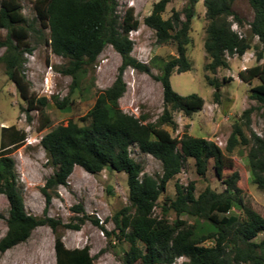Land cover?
Masks as SVG:
<instances>
[{
    "label": "trees",
    "instance_id": "16d2710c",
    "mask_svg": "<svg viewBox=\"0 0 264 264\" xmlns=\"http://www.w3.org/2000/svg\"><path fill=\"white\" fill-rule=\"evenodd\" d=\"M200 2L206 9L208 21L204 49L210 60L206 68L212 75L220 69H228V56L243 57L252 48V41L258 39L255 48L259 64L240 72L238 78L249 86L259 82L251 88L249 98L260 105L264 125V63L260 64L264 59V0H249L254 19L249 24L248 35L243 37L233 30V25L243 27V21L232 9L234 0H187L186 7L181 12L173 10L169 19L163 17L169 0L154 4L144 24L155 32L157 44H174L176 56L169 58L155 78L163 90L164 110L156 123L147 124L144 117L137 120L124 114L119 105L127 89L125 71L131 68L150 74V68L132 56L134 42L130 33L141 25L133 9L122 18L117 0H35L37 18L42 28L49 30L45 44L55 56L66 60L59 72L72 78L69 96L59 101L56 96L48 99L31 91V83L25 75V55L33 52L30 39L35 28L25 17L20 0H1L0 30H5L6 36L0 40V49L5 50L0 63L26 103L24 111L27 114L38 112L44 118L42 131L51 124L46 108L52 103L64 110L70 104V95L80 92L79 77L96 65L107 47H112L121 58L115 81L97 96L93 108L83 118L89 124L81 126L70 121L66 126L49 131L40 142L48 162L55 169L41 190L46 201L43 217L26 211L15 162L9 157L12 149L25 142L26 136L14 127L2 128L0 194L8 201L9 212L7 232L0 240L1 254L26 242L35 229L46 226L55 233L56 264H95L89 247L67 249L58 233L59 227L80 231L89 219L83 208H75L77 213L83 214L75 218L77 224L63 225L60 220L48 216L54 195L67 185L74 169L80 167L91 175L112 170L127 176L129 206L114 215L116 232H108L100 226L107 238L114 237L128 245L123 264H174L182 257L188 260L187 264H264V239L255 241L264 233V218L243 206L242 190L238 186L240 171L215 142L195 138L186 131L182 137L174 138L163 128L177 130L173 112L190 118L205 107L204 99L198 95L183 97L177 94L170 81L174 72L182 74L191 70L187 47L191 43L195 7ZM206 82L215 89L214 98L218 101L223 82L210 77H206ZM254 111V108L244 111L242 123L235 124L225 151L232 154L238 146H251L248 153L251 180L264 190V137L253 133L247 136L244 132V129L250 131ZM134 145L161 163V176L144 173L142 165L131 157L130 149ZM190 159L202 178L206 177L213 161L216 177L225 190L218 193L206 187L197 196L196 183L188 186L176 183L175 200L168 208H163L164 213L171 210L178 216L170 224L155 217L154 210L168 183L181 173ZM233 210H242L245 218L231 215ZM183 215L197 222H207L214 231L199 234L198 226H188L181 220ZM92 223L99 227L96 219ZM208 241L212 242L211 246L205 245Z\"/></svg>",
    "mask_w": 264,
    "mask_h": 264
},
{
    "label": "rangeland",
    "instance_id": "374dc122",
    "mask_svg": "<svg viewBox=\"0 0 264 264\" xmlns=\"http://www.w3.org/2000/svg\"><path fill=\"white\" fill-rule=\"evenodd\" d=\"M161 0H117L118 13L124 18L129 9L134 10L136 19L140 22L137 31L130 33L134 42L132 56L140 63L150 68V74L139 73L128 68L124 73V81L127 85L124 96L120 99V109L124 114L141 120L146 118L147 123H156L164 110L163 90L160 83L155 79L161 74L162 68L170 57L176 56L174 44L159 45L156 41L155 32L144 24L153 10L154 4ZM35 0H20L23 13L29 24L35 28L31 33L30 44L33 48L31 54H26L25 75L31 83V91L38 97L56 96L59 101L70 94L72 78L63 76L59 68L66 64V60L55 56L45 44L49 36V30L42 28L34 9ZM187 5V0H169L164 19H169L172 11L181 12ZM1 6V0H0ZM233 11L243 21V27H235L233 30L248 35L249 24L254 19V11L249 0H234ZM206 9L202 2L195 7V17L192 21L190 39L187 47V58L191 64V70L182 74L174 72L170 78L173 90L180 96L198 95L205 101L202 111L188 118L180 112H173L177 123L174 131L164 126L174 138H180L184 132L195 138L207 139L221 145L226 156L233 163L234 168L241 173V181L238 184L242 190L241 200L245 208L253 210L264 218V190L259 189L252 183L248 153L251 146H238L232 154L225 151L227 140L231 135L235 124L242 123L244 111L254 108L251 115L250 131L244 129L247 136L251 133L264 137V125L260 105L252 101L250 90L259 84L255 81L252 86L244 84L238 78L240 72L252 68L257 62L258 39L252 41V48L243 56H228L229 68L220 69L216 75H212L206 68L210 60L204 49L206 40ZM6 36L5 30H0V40ZM0 49V57L4 54ZM264 63V59L260 64ZM121 66V58L112 47H107L96 65L87 73L79 77L80 92L70 95L69 105L60 110L54 104L46 108V115L50 119V126L41 130L44 118L38 112L27 114L24 110L27 105L20 97L16 86L6 75L5 66L0 63V144L2 128L14 127L19 132H24L26 140L23 144L11 150V157L15 162V171L19 179L26 211L35 216L43 217L46 201L41 192L46 180L55 172L48 162L46 153L40 145L42 138L58 126H66L70 121L78 122L86 126L89 121L83 118L93 108L97 96L111 87L118 75ZM206 77L217 78L222 83L218 101H215V89L206 82ZM46 82L47 86H46ZM31 118L29 121L28 118ZM131 157L142 165L144 173L151 176L162 175V165L153 157L142 153L134 145L130 149ZM214 162L209 165L205 178L196 172L193 160L185 163L181 173L167 185L166 192L157 202L154 216L164 219L170 224L174 223L178 216L173 211L164 213L163 208H168L170 202L176 198L175 184L188 186L196 183V195L198 196L206 187L222 193L225 186L216 177ZM81 206L84 214L89 217L80 231H74L64 227L58 228L62 241L67 249L90 248V254L95 258V264H123L124 253L128 249L125 242L107 238L100 226L108 232H116L113 221L114 215L129 206L127 176L112 170L91 175L82 168L76 167L68 179L67 185L60 187L54 195L48 210V216L60 220L63 225L77 224L75 218L83 217L75 208ZM9 204L5 196L0 194V240L7 232L6 220L8 218ZM231 215L241 219L245 216L243 211L233 210ZM99 222V227L92 220ZM188 226L196 225L201 235H207L214 231L207 222H197L186 215L181 217ZM264 239V233L255 241ZM211 246L212 242L205 243ZM55 233L49 227L35 229L30 238L4 254L0 253V264H56L55 256ZM186 258H179L174 264H187Z\"/></svg>",
    "mask_w": 264,
    "mask_h": 264
},
{
    "label": "built area",
    "instance_id": "2783aa9c",
    "mask_svg": "<svg viewBox=\"0 0 264 264\" xmlns=\"http://www.w3.org/2000/svg\"><path fill=\"white\" fill-rule=\"evenodd\" d=\"M235 27H238L237 25H235ZM234 31L236 32V33H238L239 34V36L240 37H243V35H241V33H239L237 30H236V28H234ZM47 83L48 82H46V86H47ZM46 98H48L49 99V97H46ZM220 148H221V145H222V143H220V144H217Z\"/></svg>",
    "mask_w": 264,
    "mask_h": 264
}]
</instances>
